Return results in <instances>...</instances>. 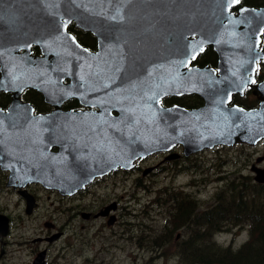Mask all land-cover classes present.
<instances>
[{
  "label": "water",
  "instance_id": "obj_1",
  "mask_svg": "<svg viewBox=\"0 0 264 264\" xmlns=\"http://www.w3.org/2000/svg\"><path fill=\"white\" fill-rule=\"evenodd\" d=\"M241 12H227L223 0H0V90L14 91L10 106L0 109V138L19 139L0 153L19 162L10 155L23 144L35 160L31 179L67 193L85 185L89 169H98L90 162L100 151L115 161L129 157L131 164L180 142L192 152L216 144L257 145L264 139V83L259 109L236 108L215 122L201 115L204 108L190 112L161 104L165 97L194 92L208 102L216 72L184 66L194 46L212 44L220 54L231 18ZM72 22L94 35L96 49L68 30ZM243 39L245 45L248 36ZM32 46L42 54L33 57ZM66 71L69 82L63 80ZM26 86L40 90L51 111L35 113L21 101ZM64 95L78 96L89 109L65 110ZM100 121L112 126V141L104 146ZM53 145L60 150L51 153ZM255 178L264 183V168H256Z\"/></svg>",
  "mask_w": 264,
  "mask_h": 264
},
{
  "label": "flooded vegetation",
  "instance_id": "obj_2",
  "mask_svg": "<svg viewBox=\"0 0 264 264\" xmlns=\"http://www.w3.org/2000/svg\"><path fill=\"white\" fill-rule=\"evenodd\" d=\"M245 6L258 9L264 7V0H242L240 5L233 8V11L238 13V9ZM69 29L78 40L79 37L83 38L84 44L79 41L84 46L91 50L96 49L97 41H95L94 35L77 28L74 23L70 24ZM258 37L259 43L256 51L263 53L262 57L257 60L253 58L248 68L243 71L241 82L239 81L237 85L231 83L225 95L218 97L216 101L218 106L214 108L215 110L213 109L215 114L201 115L214 117L220 114H234L236 108L255 111L261 107L263 100L260 92H262L261 85L264 83V27L261 33L258 34L256 31L253 35L254 45L258 41ZM87 41L91 45H86ZM31 51L33 57L42 54L37 46H32ZM17 52L24 53L25 50L18 49ZM219 61L218 53L213 46L209 45L197 56L196 60L184 67L186 69L210 68L216 72L215 76L217 77L219 76ZM2 76L0 63V78ZM207 76L205 77L207 78ZM251 79H254L256 83L252 84ZM63 80L69 81L67 71ZM13 94L14 91L0 90V109L6 110L10 106ZM69 96L64 95L63 108L65 110L89 109L82 105L78 96L72 98ZM229 96L231 99L228 98ZM38 97H41V100ZM20 99L24 103H31L35 108V113L50 111L48 110L51 108L50 104L45 102L44 95L37 88L26 86L20 92ZM38 105H41L42 108H38ZM204 105L205 99L198 92L168 96L162 100L164 108L178 106L186 109H199ZM112 115L114 120L119 116L115 111ZM103 123L104 121H100L101 128L98 129V136L100 143L104 146L112 141L113 135L112 126L105 127ZM0 131L2 134L1 127ZM16 140L19 141L17 136L12 138L2 136L0 150L1 146H5L4 144H12ZM263 142L264 140H261L257 145L216 144L193 152L186 144L180 142L171 148L169 146L149 153L147 156L138 157L131 164L128 162L129 157L124 161H115L108 156L109 154L107 155V151H100L99 155L97 153L96 156L93 155L90 162L91 165L95 164L98 169H89L92 174L88 177L85 185L75 192L67 193L42 183L36 176L31 179L36 168L30 172L29 167L35 160H32V153L24 151L23 144L19 143L10 158L18 157L20 163H12L8 154L0 153V159H5L4 163L7 165L4 167L3 164H0V264H65L64 258L71 253L78 254L74 264H89L93 259L86 253L84 247L87 237L94 238L103 246L109 247L105 253L113 259L121 258L122 254L127 253L128 247L131 246L137 252L131 255L132 264L151 262L158 252L155 245L169 248L175 243L185 244L184 242L188 240L184 238L183 232L177 231V228L180 223H183L178 218L179 206L182 207L183 204H186L184 194L188 191L189 186L195 191H199L201 198L202 191L206 192L204 198H213L224 190L230 191L231 186L232 189L240 187L241 190L238 194L244 201L247 182L263 184L256 181L255 178L256 168H264V152L259 149ZM59 150L58 145H53L50 148L51 153H56ZM222 151L237 152V157L232 161L233 168L224 167L229 171L223 169L222 175L210 176L211 169H220V161L224 158L221 154ZM241 154L250 164L245 161L238 163ZM100 157L104 160L102 161ZM158 161L163 165L160 171H175L176 177L180 178L182 185L178 184L176 188L172 185L164 187L160 182V175L154 176L156 172L148 170V167L154 166L152 162ZM223 162L229 163L230 160L226 159ZM85 171V169L82 171L83 175L86 174ZM109 178H114L117 184V178H123L120 184L124 190V194L121 195V205L117 200L111 201L103 198L102 201L97 198L99 189ZM153 185L154 190L152 191L150 187ZM129 188L133 195L127 200L125 197ZM136 191L148 194L153 200L164 206L166 216L161 227H156L142 219L139 211L124 210V203H127L128 206L131 205L128 201L134 200ZM66 204H71L74 208H68ZM134 209L137 208L134 206ZM68 210L73 211L71 217L82 216L80 225L76 226L75 220H71L70 217L62 221L63 213ZM197 211H199L198 208H196ZM146 213L150 215L148 210ZM92 221H96L94 226L91 225ZM233 224L235 223L233 222ZM183 225L187 224L183 223ZM92 230L95 231L94 236L90 234ZM86 232L89 234L86 235ZM183 238L184 240H182ZM67 240H72L73 243L65 246ZM120 240L123 241V244H119ZM149 245H153V247L149 248ZM159 252L161 254V251ZM162 254L166 255L165 250ZM125 259L128 260V253Z\"/></svg>",
  "mask_w": 264,
  "mask_h": 264
},
{
  "label": "trees",
  "instance_id": "obj_3",
  "mask_svg": "<svg viewBox=\"0 0 264 264\" xmlns=\"http://www.w3.org/2000/svg\"><path fill=\"white\" fill-rule=\"evenodd\" d=\"M72 29L75 30L74 27ZM79 40L84 44L83 38L79 37ZM86 45L91 44L87 41ZM38 98L41 100V97ZM38 108L42 106L38 105ZM240 190V187L232 189L231 186L230 194L227 195L226 190L218 193L211 198L215 204L203 212H196V208L191 206L192 201L179 206L178 218L183 223L189 225L191 221L197 222L191 225L195 233H191L177 252L180 253L181 264H264V183L247 182L244 201L238 194ZM213 211L216 217L214 221L211 220ZM245 221H249L246 229L249 237L240 246L219 240L220 235L233 229L232 222L242 224ZM206 235L209 241L204 240ZM151 247L153 245H149ZM155 249L161 251V255L164 250L166 254L169 250L158 245H155Z\"/></svg>",
  "mask_w": 264,
  "mask_h": 264
},
{
  "label": "rangeland",
  "instance_id": "obj_4",
  "mask_svg": "<svg viewBox=\"0 0 264 264\" xmlns=\"http://www.w3.org/2000/svg\"><path fill=\"white\" fill-rule=\"evenodd\" d=\"M260 151L264 152V142L261 144L259 147ZM221 154L224 156L222 160L220 161V169L214 168L211 169L209 172L210 176H216V175H222V170L225 168L232 169V161L235 157H237V152L236 151H229L224 152L222 151ZM229 159L230 162H223V160ZM245 156L240 155L238 158V163H242V161H245ZM250 164V162L245 161ZM217 163V162H216ZM154 164L153 167H148L149 171L156 172L154 173L155 175H160V182L162 185L165 186H174L176 188V185L181 184L180 178L176 177L175 171L171 170H162V163L161 162H152ZM150 166V165H149ZM229 169H224L225 171H229ZM168 175V176H167ZM232 176V174H231ZM123 178H117L118 184L115 182L114 178H109L106 183L99 189V195L97 198L99 200H104L103 198H107L108 200L114 201L117 200L118 203L121 205V195H123V189L120 187V184L122 182ZM182 185V184H181ZM150 190H154V185L150 187ZM199 191H195L192 189L190 186L188 187V191L184 194V202L187 203L189 201H192L191 206L192 208H198L199 211L203 212L205 209L209 208L211 205L215 204V201H210L211 198L207 197L204 198L205 196V191L201 192L200 197ZM230 194V191H227V195ZM133 193L131 191V188L128 189V192L126 194V199L129 200V197L132 196ZM135 198L132 201H128L131 205H126L127 203H124V210L128 211V209H133L134 212L139 211L140 217L147 221L148 223L156 226V227H161L162 223L164 221V217L166 216V210L164 206H162L161 203L156 202L155 200L152 199L151 196L144 192H135ZM206 202V203H204ZM68 208H74L71 204H66ZM134 206L137 208L136 210L134 209ZM146 210L150 212V215L146 213ZM73 211L68 210L66 213H63L62 216V221L67 220L69 217L71 220H75L74 224L80 225L82 221V216H72ZM228 213H225L227 215ZM216 219L215 217V211L211 213V220L214 221ZM201 220V219H200ZM61 221V222H62ZM197 223L194 221H191L189 225H183V223H180L178 225L177 231H181L184 234V238L189 239L191 236V233H195L193 228L191 227L192 224ZM233 223V222H232ZM231 223V224H232ZM96 224V221H92L91 225L94 226ZM199 224V223H198ZM249 225V221H245L242 224H234L233 229L231 231L224 232L222 235H220L218 238L220 241H224L226 244H232L234 246H240L242 243H244L248 237H249V232L247 229ZM202 226V225H201ZM89 233L86 232V235ZM91 236H94L95 231L92 230L90 232ZM181 236V234H179ZM184 238L182 240H184ZM178 239V238H177ZM205 241H209L208 235L204 237ZM123 241L120 240L119 244H123ZM73 243L72 240H67V242L64 244L69 245ZM185 244H180V243H175L171 247H169V250L166 255H161L160 252H156V256L151 260V262H146L145 264H181L182 260L180 258V253L179 252L180 248ZM84 247L86 249V253L89 254L90 258L93 259L92 262L89 264H132L131 260V255L136 254L137 252L134 251L135 249L131 246L128 247L127 253H128V260H126V252L122 254V257L119 258L118 260L113 259L111 256L107 255L105 253V250L108 249L109 247L103 246L101 243L97 242L94 238H85L84 242ZM78 254L71 253L69 256L64 258L65 264H74L75 260L77 259ZM135 264H143V263H137Z\"/></svg>",
  "mask_w": 264,
  "mask_h": 264
},
{
  "label": "bare ground",
  "instance_id": "obj_5",
  "mask_svg": "<svg viewBox=\"0 0 264 264\" xmlns=\"http://www.w3.org/2000/svg\"><path fill=\"white\" fill-rule=\"evenodd\" d=\"M244 9H246V11H242L239 13L238 17H232L230 20L240 21L239 23L229 22L220 53L219 76L216 77L209 94V102L213 105L217 104L216 101L218 97L225 95L231 83L234 85L239 83L243 71L248 68L252 59L256 58L257 60L263 55V53L256 51L259 37L255 45L252 38L256 31H258L259 34L264 27V10L255 12L248 8ZM241 36H243V38L245 37V39H243L245 41L248 36V42L245 45L240 41ZM213 122H215V120ZM249 123H251V121Z\"/></svg>",
  "mask_w": 264,
  "mask_h": 264
},
{
  "label": "snow or ice",
  "instance_id": "obj_6",
  "mask_svg": "<svg viewBox=\"0 0 264 264\" xmlns=\"http://www.w3.org/2000/svg\"><path fill=\"white\" fill-rule=\"evenodd\" d=\"M242 2V0H223V3L225 5V10L229 13H231L232 9L237 6L240 5ZM239 11H246V9L240 8L238 9ZM113 19H115L116 17H112ZM122 18V17H121ZM232 23H239L240 21H230ZM75 38H73L74 40ZM204 48L202 46H194L192 48L191 54H190V59L187 60V63H191L193 60L197 59V56L199 55V53L203 52ZM183 63V62H182ZM252 84H255L256 81L254 79H251L250 81ZM245 87H247V85H245ZM155 95V94H154ZM229 99H231V97H228Z\"/></svg>",
  "mask_w": 264,
  "mask_h": 264
}]
</instances>
